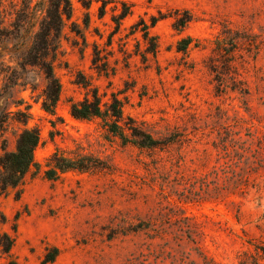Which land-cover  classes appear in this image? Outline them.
Instances as JSON below:
<instances>
[{"label":"rangeland","instance_id":"1","mask_svg":"<svg viewBox=\"0 0 264 264\" xmlns=\"http://www.w3.org/2000/svg\"><path fill=\"white\" fill-rule=\"evenodd\" d=\"M50 2L0 0V157L24 130L41 135L39 169L0 198V264L8 247L19 264L55 249L48 264H236L237 235L264 223V0H71L48 57L55 115L43 67L17 51ZM93 91L164 145L123 144L101 119L74 118L71 101ZM56 154L98 165L49 180Z\"/></svg>","mask_w":264,"mask_h":264},{"label":"trees","instance_id":"2","mask_svg":"<svg viewBox=\"0 0 264 264\" xmlns=\"http://www.w3.org/2000/svg\"><path fill=\"white\" fill-rule=\"evenodd\" d=\"M42 2V1H41ZM64 3V4H63ZM38 11H44L45 21L35 36V42L31 45L22 43L17 46L18 53L22 54V59L43 67L46 78L49 82L47 91L44 94L43 109L51 114H56L57 104L60 100L62 86L55 76L53 66L48 61L52 54V59L57 55L58 40L61 39L64 18L70 20L73 17V5L71 0H51L50 6ZM124 14L123 17H126ZM149 34H145L148 38ZM55 39V40H54ZM191 40L184 41L185 50ZM155 53L157 44L153 46ZM51 52V54H50ZM71 114L74 118L83 121L101 119L109 134L119 138L123 144H133L140 148H159L163 142L154 138L150 133L136 126L135 122L125 116L123 102L117 96L104 102L97 91H93L91 96L83 101H71ZM41 142V135L38 130H24L18 140L15 151L5 152L0 157V198L6 195L9 189L18 188L32 169H39V164L35 158V152ZM98 165L92 158L71 159L56 154L52 166L46 171L49 180H57L61 174L72 171H89ZM241 207L237 211V222L241 223ZM264 219V218H263ZM259 237L252 234L247 229H243V235H237L241 241V249L236 256V264H264V223L256 225ZM11 247L6 253L10 256L8 264H19L10 255ZM59 250L55 249L54 254L47 258L43 264L53 263ZM204 264H222L215 257L202 255Z\"/></svg>","mask_w":264,"mask_h":264}]
</instances>
